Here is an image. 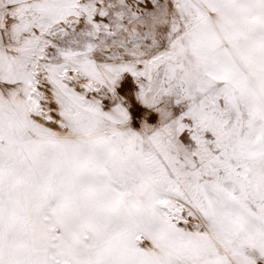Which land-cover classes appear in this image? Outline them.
Here are the masks:
<instances>
[{
  "label": "snow or ice",
  "instance_id": "1",
  "mask_svg": "<svg viewBox=\"0 0 264 264\" xmlns=\"http://www.w3.org/2000/svg\"><path fill=\"white\" fill-rule=\"evenodd\" d=\"M0 264H264V0H0Z\"/></svg>",
  "mask_w": 264,
  "mask_h": 264
}]
</instances>
